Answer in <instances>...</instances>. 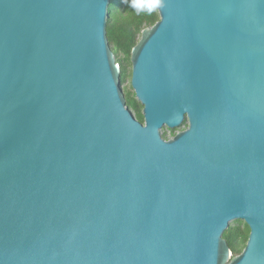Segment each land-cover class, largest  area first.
<instances>
[{
  "label": "water",
  "instance_id": "1",
  "mask_svg": "<svg viewBox=\"0 0 264 264\" xmlns=\"http://www.w3.org/2000/svg\"><path fill=\"white\" fill-rule=\"evenodd\" d=\"M154 1L142 123L112 0H0V264H264V0Z\"/></svg>",
  "mask_w": 264,
  "mask_h": 264
},
{
  "label": "trees",
  "instance_id": "2",
  "mask_svg": "<svg viewBox=\"0 0 264 264\" xmlns=\"http://www.w3.org/2000/svg\"><path fill=\"white\" fill-rule=\"evenodd\" d=\"M107 33L118 64L122 68V82H125L126 66L131 61V52L139 43L141 33L153 27L159 20L154 0H112L109 8ZM125 89L127 104L134 111L136 118L144 123L143 106L136 100L135 93ZM250 235L246 223L237 221L226 231L227 240L234 256L240 255L245 249Z\"/></svg>",
  "mask_w": 264,
  "mask_h": 264
},
{
  "label": "rangeland",
  "instance_id": "3",
  "mask_svg": "<svg viewBox=\"0 0 264 264\" xmlns=\"http://www.w3.org/2000/svg\"><path fill=\"white\" fill-rule=\"evenodd\" d=\"M126 70H127V73H126L127 79H126L125 82H122V88L124 90V93H125V89L129 90L130 87H131V78H132V64H131V61L126 66ZM132 92H133V90H132ZM132 112L134 113V111H132ZM134 115H135V113H134ZM188 126H189L188 122H185L180 128H177L175 130H170V129L165 127L163 129L162 136L166 140L172 139L178 132L185 131L188 128Z\"/></svg>",
  "mask_w": 264,
  "mask_h": 264
},
{
  "label": "flooded vegetation",
  "instance_id": "4",
  "mask_svg": "<svg viewBox=\"0 0 264 264\" xmlns=\"http://www.w3.org/2000/svg\"><path fill=\"white\" fill-rule=\"evenodd\" d=\"M187 122V121H186Z\"/></svg>",
  "mask_w": 264,
  "mask_h": 264
}]
</instances>
